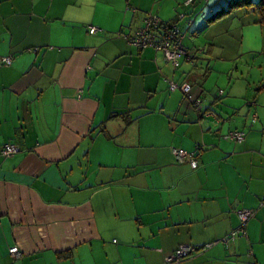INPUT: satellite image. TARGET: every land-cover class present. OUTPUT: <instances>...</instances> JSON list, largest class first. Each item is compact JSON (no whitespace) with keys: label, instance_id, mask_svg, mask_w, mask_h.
Wrapping results in <instances>:
<instances>
[{"label":"crops","instance_id":"0c3cea01","mask_svg":"<svg viewBox=\"0 0 264 264\" xmlns=\"http://www.w3.org/2000/svg\"><path fill=\"white\" fill-rule=\"evenodd\" d=\"M182 1L0 0V264H264V81H228L264 55V23L248 6L209 21L220 1L200 27L218 33L178 65L128 42ZM217 70L228 80L211 83ZM241 209L255 214L226 243ZM180 245L197 251L167 263Z\"/></svg>","mask_w":264,"mask_h":264},{"label":"built area","instance_id":"2783aa9c","mask_svg":"<svg viewBox=\"0 0 264 264\" xmlns=\"http://www.w3.org/2000/svg\"><path fill=\"white\" fill-rule=\"evenodd\" d=\"M209 1V0H207ZM195 0H187L186 4H192ZM98 28L95 26H90L89 32L96 33ZM128 42L138 48H154L157 51L162 52L166 61L178 65L179 59L182 56L189 55L188 51L183 47L182 34L178 27L177 21L166 22L156 15H149L145 20V25L140 27L134 34L125 35ZM2 62L6 65L11 64L12 57L7 56L2 58ZM170 89L181 90L187 99H191L192 87L189 83H176L174 81L169 83ZM196 106L200 105V101L196 99ZM257 115H254V120H256ZM246 137V132L240 130L231 131L226 138L235 140L237 142H242ZM19 151V146L14 143H7L3 146L2 154L5 156H13ZM172 151L179 162L188 161L193 168L198 167L197 153L195 151H188L181 147H173ZM254 211L250 209H241L238 211V216L240 219V226L234 230L230 236L223 239L226 243H231L237 236L242 235L246 231L247 221L254 216ZM217 242H212L208 244L207 247L212 246ZM197 251L196 247L191 245H180L175 252L167 257V263H177L186 257L191 256ZM12 256L17 257L20 253L18 247H13L10 249Z\"/></svg>","mask_w":264,"mask_h":264},{"label":"rangeland","instance_id":"374dc122","mask_svg":"<svg viewBox=\"0 0 264 264\" xmlns=\"http://www.w3.org/2000/svg\"><path fill=\"white\" fill-rule=\"evenodd\" d=\"M187 0H183L182 1V6H180L181 8H179L180 10L176 11V16L175 18H173L172 21H177L178 27L181 31L182 34V43H183V47L187 48H194L195 46L198 48H201L206 41V38H208L209 36H211L212 34L218 33L217 25H215V23H209L208 25H206V28L201 32L200 31V27L203 26L204 22H205V18L207 17V15L216 9V7L219 6L218 2H224L227 3V0H195L194 3L187 5L186 4ZM197 2H199V9L206 13L205 15L202 14L201 16L199 15H195L193 16V14H191L189 12V10L187 9V7H191L194 6V4H196ZM214 4V5H213ZM237 9V8H235ZM149 15H156L158 17H160L162 20L164 21H168L167 19H164L161 15L155 13V12H151L149 13L143 22V25H145V20ZM206 16V17H205ZM207 23V22H206ZM142 25V26H143ZM190 25L189 27L194 29L197 27V34L194 37V33L193 34H188V29L184 27ZM141 26V27H142ZM187 29V30H186ZM194 37V39L192 38ZM193 39V42H191ZM191 42V45L187 46L188 43ZM187 50V49H186ZM195 50V49H193ZM217 58H219V56H216ZM223 56H220V58ZM215 59L214 63L218 62V61H222L221 59ZM213 61V59H212ZM238 66L233 68L232 67V71L229 72V77L230 79L228 80V77L224 76V74L220 73L219 70H217L211 78H209L208 80H210L211 83H215V81H219L221 79H223L224 77H226V79L228 81H241V82H253V81H264V55H259L257 57H253L251 55H242L239 57V61H238ZM213 63V64H214ZM219 64V63H218ZM231 74V76H230ZM220 83H223V80L219 81ZM260 85V83H258L256 86ZM255 86V87H256ZM253 86V88H255ZM182 92L181 90H177ZM260 95L264 94V91H258ZM241 131V130H240ZM230 132H228L225 136H227Z\"/></svg>","mask_w":264,"mask_h":264},{"label":"trees","instance_id":"16d2710c","mask_svg":"<svg viewBox=\"0 0 264 264\" xmlns=\"http://www.w3.org/2000/svg\"><path fill=\"white\" fill-rule=\"evenodd\" d=\"M244 6L253 7L255 10H257L259 15H260V22L264 23V0H230L226 4V6H224L223 9L217 10L209 18V21H215L216 19L222 17L226 13H229L231 10H233L235 8H239V7H244ZM166 22H172V20L171 21H166ZM1 153H2V151H1ZM3 156H5V155H3Z\"/></svg>","mask_w":264,"mask_h":264},{"label":"water","instance_id":"95a60500","mask_svg":"<svg viewBox=\"0 0 264 264\" xmlns=\"http://www.w3.org/2000/svg\"><path fill=\"white\" fill-rule=\"evenodd\" d=\"M200 101V105H199V108H202V100L198 99Z\"/></svg>","mask_w":264,"mask_h":264}]
</instances>
